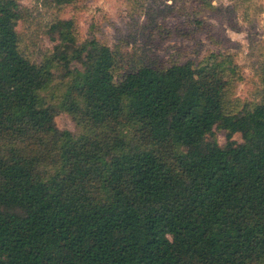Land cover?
<instances>
[{
    "label": "trees",
    "instance_id": "obj_1",
    "mask_svg": "<svg viewBox=\"0 0 264 264\" xmlns=\"http://www.w3.org/2000/svg\"><path fill=\"white\" fill-rule=\"evenodd\" d=\"M27 10L0 0V264H264V63L239 105L230 56L128 64L72 19L37 63Z\"/></svg>",
    "mask_w": 264,
    "mask_h": 264
},
{
    "label": "rangeland",
    "instance_id": "obj_2",
    "mask_svg": "<svg viewBox=\"0 0 264 264\" xmlns=\"http://www.w3.org/2000/svg\"><path fill=\"white\" fill-rule=\"evenodd\" d=\"M19 1L28 9L17 29L20 48L33 62H41L52 49L49 26L72 19L78 41L97 38L121 47L128 64H198L211 53L230 56L239 80L227 98L239 105L260 100L264 0H73L60 6L54 0ZM210 63L214 65L213 59ZM55 123L61 130L76 131L65 114ZM218 139L224 142L223 135Z\"/></svg>",
    "mask_w": 264,
    "mask_h": 264
}]
</instances>
